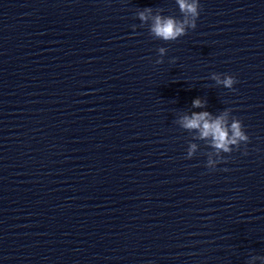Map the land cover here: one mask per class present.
I'll return each mask as SVG.
<instances>
[{"label":"clouds","instance_id":"1","mask_svg":"<svg viewBox=\"0 0 264 264\" xmlns=\"http://www.w3.org/2000/svg\"><path fill=\"white\" fill-rule=\"evenodd\" d=\"M181 13V18L171 15H162L163 9L146 7L138 10L137 17L149 27V34L154 39L165 42L176 41L185 36L189 29L197 27V19L200 16L201 6L199 0H175ZM135 27V26H133ZM156 64L163 63V57L167 53L165 47H159ZM174 62V61H173ZM210 79L215 81L216 85L223 86L230 90H235L234 85L237 78L233 75L212 73ZM206 102L197 98L192 101L193 108H204ZM232 109H224L218 115L213 116L208 111L191 112L183 114L175 121L182 129L195 131L197 135L194 139L207 142V146L212 150L207 152L206 167L209 170H215L217 164L226 162L223 154H230L234 150H239L241 144L247 145L249 136L244 130L240 119L231 115ZM198 145L189 143L186 159H191L197 152ZM247 155V152L244 153ZM264 264V256L251 255L247 264H256V261Z\"/></svg>","mask_w":264,"mask_h":264}]
</instances>
